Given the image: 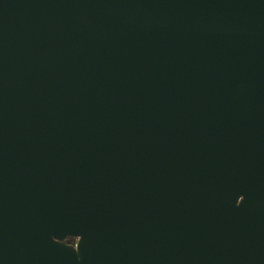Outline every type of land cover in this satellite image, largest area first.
Wrapping results in <instances>:
<instances>
[{"label":"water","instance_id":"1","mask_svg":"<svg viewBox=\"0 0 264 264\" xmlns=\"http://www.w3.org/2000/svg\"><path fill=\"white\" fill-rule=\"evenodd\" d=\"M0 264H264V0H0Z\"/></svg>","mask_w":264,"mask_h":264},{"label":"flooded vegetation","instance_id":"2","mask_svg":"<svg viewBox=\"0 0 264 264\" xmlns=\"http://www.w3.org/2000/svg\"><path fill=\"white\" fill-rule=\"evenodd\" d=\"M66 241L69 242V243H75L76 238H74V237H67L66 238Z\"/></svg>","mask_w":264,"mask_h":264}]
</instances>
